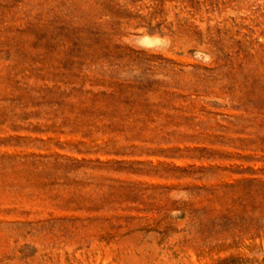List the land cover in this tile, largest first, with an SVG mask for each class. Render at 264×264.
<instances>
[{
  "label": "rangeland",
  "instance_id": "374dc122",
  "mask_svg": "<svg viewBox=\"0 0 264 264\" xmlns=\"http://www.w3.org/2000/svg\"><path fill=\"white\" fill-rule=\"evenodd\" d=\"M0 264H264V0H0Z\"/></svg>",
  "mask_w": 264,
  "mask_h": 264
}]
</instances>
